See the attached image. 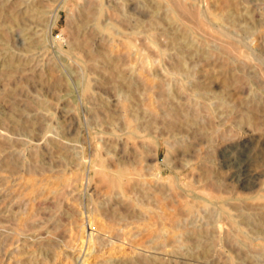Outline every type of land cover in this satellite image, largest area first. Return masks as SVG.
<instances>
[{
    "label": "rangeland",
    "instance_id": "obj_1",
    "mask_svg": "<svg viewBox=\"0 0 264 264\" xmlns=\"http://www.w3.org/2000/svg\"><path fill=\"white\" fill-rule=\"evenodd\" d=\"M12 208L0 264H264V0H0Z\"/></svg>",
    "mask_w": 264,
    "mask_h": 264
},
{
    "label": "bare ground",
    "instance_id": "obj_2",
    "mask_svg": "<svg viewBox=\"0 0 264 264\" xmlns=\"http://www.w3.org/2000/svg\"><path fill=\"white\" fill-rule=\"evenodd\" d=\"M172 2V1H171ZM90 3V2H89ZM175 3V2H174ZM175 6H177V8H178V5H176L175 4ZM181 6V5H180ZM171 7V6H170ZM182 7V6H181ZM172 9V8H171ZM177 11V10H176ZM171 15V14H170ZM87 16H88V13H87ZM173 19V18H172ZM156 23V22H155ZM179 61V60H178ZM180 62V61H179ZM191 111V110H190ZM181 123V122H180ZM227 153V152H226ZM226 155V154H225ZM239 158V157H238ZM236 160V159H235ZM242 160V159H241ZM227 163V162H226ZM237 163V162H236ZM241 163V162H240ZM231 164V163H230ZM236 167V166H235ZM102 173L105 175V176H109V178H108V181H109V183H110V186L112 187V188H122V186H123V178L124 177H126L127 176V174H128V177H129V173H130V168L128 167V169L127 168H118V169H116V170H113V171H108L107 169H103L102 170ZM234 178H236V180L241 184H243L245 187L248 185V184H250L251 182H253V180H254V177H253V175H252V173H250L249 171H248V169L245 167V165H239V166H237L236 168H235V170H234ZM254 176H256V175H254ZM232 178V177H231ZM135 186H136V184H135ZM135 186L133 187V188H135ZM241 186V185H240ZM250 186H248V188H249ZM247 188V187H246ZM250 188H252V187H250ZM143 203H141V205H142ZM7 210V209H6ZM5 210V211H6ZM12 212L10 213V214H7L6 216H3V217H1V220H0V222H3V221H6V222H10L13 226H14V229H15V231H19V232H21V231H23V230H25V228L26 227H28V226H30L32 223L31 222H28V219L27 218H19L18 220H17V212L18 211H14V208H12ZM130 210V209H129ZM8 211H10V210H8ZM140 212V213H144V210H143V208H141L140 210H130V212L132 213V214H135V213H137V212ZM60 216H59V219L60 220H62V219H64V215H63V213H60L59 214ZM248 217V216H247ZM251 217V216H250ZM264 217V216H263ZM262 218V217H261ZM58 219V220H59ZM250 219V218H249ZM59 220V221H60ZM262 220V219H261ZM92 221V219H90V224L91 225H95V222H91ZM35 223V222H34ZM41 223V222H40ZM40 223H38V224H40ZM54 223V222H53ZM256 223H257V221H256ZM263 223V222H262ZM55 224V223H54ZM264 224V223H263ZM34 225V224H33ZM58 226V225H57ZM90 226V225H89ZM3 228H5V227H3ZM260 228H261V226H260ZM263 228V227H262ZM255 229V228H254ZM259 229H257L256 231H258ZM262 230V229H261ZM46 231H48V229L46 230ZM91 231V230H90ZM252 231H253V229H252ZM255 231V232H256ZM259 232V231H258ZM238 233H240V232H238ZM3 234V233H2ZM23 234V233H22ZM246 235V234H245ZM8 236V235H7ZM6 236V237H7ZM10 236V235H9ZM235 236V235H234ZM5 237V238H6ZM42 237V236H41ZM231 237V236H230ZM250 237V236H249ZM253 238V237H252ZM51 239V238H50ZM241 239V238H240ZM251 239V238H250ZM54 240V239H53ZM53 240H50V241H47V242H45V243H42V244H40L39 245V251L41 250V251H44V250H46L47 252H50V250L53 248V247H55L56 246V243L53 241ZM237 241V240H236ZM243 241V240H242ZM241 241V242H242ZM244 242V241H243ZM246 242V241H245ZM244 242V243H245ZM248 243V242H247ZM247 247V246H246ZM248 248H249V246H248ZM251 249V248H250ZM243 252V251H242ZM247 252V251H246ZM251 252V251H250ZM262 252V251H261ZM45 253V252H44ZM249 253V252H248ZM46 254V253H45ZM142 262H144V261H142V259L141 260H139V261H137V262H134L133 264H141ZM150 262H152V261H150ZM131 264H132V262H130ZM123 264V263H122ZM125 264V263H124ZM129 264V263H128ZM148 264V263H147ZM150 264V263H149ZM153 264H155V261H154V263Z\"/></svg>",
    "mask_w": 264,
    "mask_h": 264
}]
</instances>
